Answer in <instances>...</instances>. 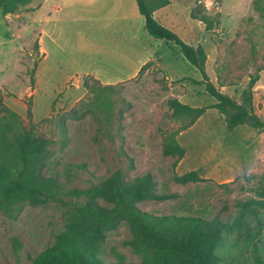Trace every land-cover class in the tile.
<instances>
[{"label": "rangeland", "instance_id": "obj_1", "mask_svg": "<svg viewBox=\"0 0 264 264\" xmlns=\"http://www.w3.org/2000/svg\"><path fill=\"white\" fill-rule=\"evenodd\" d=\"M170 2L160 20L186 43L205 49L208 75L222 92L240 102L259 74L253 105L264 122V0H213L207 13L202 0ZM162 43L145 30L136 0H34L14 15L3 17L0 11V99L24 126L51 141L46 172L59 178L64 193L99 185L117 172L128 181L151 174L160 193L177 197L141 202V210L229 224L241 215L237 202L258 201V216L247 218L252 238L234 233L217 253L220 264H264V198L255 192L264 181V130L243 125L229 131L224 117L209 108L178 137L186 155L175 166V158L163 153L164 137L178 127L168 101L176 98L193 107L215 101L203 86L181 81L202 76L171 43ZM139 44L148 49L121 65V55L129 56ZM157 46H163L161 58L174 53L172 60L150 61L142 72L117 81ZM97 81L113 86L110 118L93 107L94 93L86 84ZM191 171L202 181L175 180ZM63 200L26 205L14 218L0 212V264H31V257L56 242L67 230L68 203L76 201ZM131 237L125 222L109 232L101 243L102 259L141 264ZM14 239L22 245L18 252Z\"/></svg>", "mask_w": 264, "mask_h": 264}, {"label": "trees", "instance_id": "obj_2", "mask_svg": "<svg viewBox=\"0 0 264 264\" xmlns=\"http://www.w3.org/2000/svg\"><path fill=\"white\" fill-rule=\"evenodd\" d=\"M33 1L0 0V11L3 17L14 15ZM136 2L139 13L144 17L147 33L171 43L202 76L201 80L185 77L181 81L203 86L206 95L215 101L210 107H193L176 98L168 101L171 116L178 127L164 137V155L175 158L174 165L177 166L186 155L178 137L194 126L209 108H215L224 117L229 131L243 125L264 130V122L253 105V89L260 79L259 74L251 78L247 89L242 92L241 101L237 102L210 80L205 49L186 43L156 20L155 12L169 6L170 0ZM201 20L208 23L210 29L209 19L203 16ZM260 71H264V66ZM86 86L94 93L93 107L110 118L113 103L109 91L113 86H103L98 81ZM51 144L50 140L24 126L18 114L0 99V212L14 218L26 205L39 206L53 201L64 203L66 196L76 199L68 203L67 230L57 236L54 244L31 257V264H125L121 257L116 262H105L101 257V243L109 232L124 222L132 235L131 246L143 258L141 264H220L217 250L227 237L235 233L240 238H252L247 218L258 216V201L237 202L241 215L234 224L195 214L159 215L141 210L138 207L141 202L177 197L160 193L151 174L128 181L121 172H117L99 185L64 193L59 178L55 174H47ZM175 180L188 184L200 182L202 177L198 171H191L175 176ZM255 192L264 198V181ZM14 245L16 252L22 248L17 239H14Z\"/></svg>", "mask_w": 264, "mask_h": 264}, {"label": "crops", "instance_id": "obj_3", "mask_svg": "<svg viewBox=\"0 0 264 264\" xmlns=\"http://www.w3.org/2000/svg\"><path fill=\"white\" fill-rule=\"evenodd\" d=\"M165 8H162V9H160V10H158V11H156L155 12V14H154V16H155V18H156V20H158L162 25H164V26H166V27H169V28H171L170 27V25H168V23H164L163 21H161L160 20V14L162 13V11L164 10ZM143 17V16H142ZM144 18V17H143ZM144 23H145V21H144ZM43 33H44V35L42 36V40H41V43H42V47H41V51H42V54L43 55H45V59L46 58H48V55H49V52H48V47H47V45H46V43H45V46H44V42H45V37H46V33H45V31L43 30ZM163 43H162V45H164V46H168V44L166 43V42H164V41H162ZM147 47L146 46H143V45H141V44H139V45H137V47L136 46H134L133 48H132V51H130V54H129V56H127V55H121V65H126L127 63H128V61H132L133 59H131V58H133L134 56H137L139 53H141L142 52V50H144V49H146ZM161 48H163V46L162 47H160V46H157V47H155V48H152L153 49V53L151 54V55H149V57H147L146 59H143V60H141V61H139V63H137V64H135V66H134V63H133V66H134V68H133V72L131 73V75H129V76H125L124 78H122V79H117V81H125V80H128V79H130L131 77H133V76H135L140 70H141V68L143 67V66H145L148 62H150V61H155V60H162V59H164V61H171L172 60V56L174 55V53H173V55L171 56V57H168V55H166L167 57H163V58H161L160 57V51H161ZM165 48V47H164ZM148 49V48H147ZM170 49V48H169ZM171 51V50H170ZM117 69H115V71H116ZM116 73H120L121 75H123V72L121 71V70H117L116 71ZM99 74H97V76H98ZM96 76V77H97ZM124 76V75H123ZM102 82H106V83H111L112 81H103V80H101ZM116 81V82H117Z\"/></svg>", "mask_w": 264, "mask_h": 264}, {"label": "clouds", "instance_id": "obj_4", "mask_svg": "<svg viewBox=\"0 0 264 264\" xmlns=\"http://www.w3.org/2000/svg\"><path fill=\"white\" fill-rule=\"evenodd\" d=\"M206 13L209 12L213 6V0H202Z\"/></svg>", "mask_w": 264, "mask_h": 264}]
</instances>
